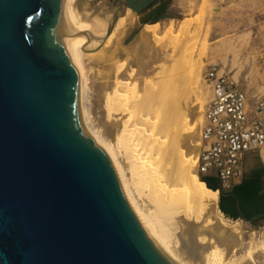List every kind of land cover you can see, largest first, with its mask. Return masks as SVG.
Segmentation results:
<instances>
[{
  "label": "water",
  "instance_id": "obj_1",
  "mask_svg": "<svg viewBox=\"0 0 264 264\" xmlns=\"http://www.w3.org/2000/svg\"><path fill=\"white\" fill-rule=\"evenodd\" d=\"M65 2L0 0V264H177L84 127ZM154 2L104 0L113 15L103 43L128 9L141 15ZM177 18L166 13L158 21ZM229 99L215 106L223 111ZM228 107L224 134L242 117L236 99ZM235 129L222 136L230 153L251 149L247 134ZM258 218L264 213L244 221Z\"/></svg>",
  "mask_w": 264,
  "mask_h": 264
},
{
  "label": "bare ground",
  "instance_id": "obj_2",
  "mask_svg": "<svg viewBox=\"0 0 264 264\" xmlns=\"http://www.w3.org/2000/svg\"><path fill=\"white\" fill-rule=\"evenodd\" d=\"M190 2L198 6L199 0ZM210 5L200 9L201 22H172L163 36L159 25L147 24L126 44L137 30L136 12L128 9L103 43L113 15L104 1L93 5L91 0H66L72 32L67 47L79 74L82 120L112 160L136 214L177 264H264V239L252 237L241 252V225H228L218 214L220 192L212 194L206 183L198 182L201 171L222 174L226 186L239 181L245 151L230 153L231 141H222L239 129L232 123L224 134L220 122L229 113L223 105V111L215 106L224 98L226 84L219 86L224 67L212 64L214 77L204 73L217 84L214 99L205 107L208 119L196 121L191 104L193 83L200 84L203 65H197L195 52L203 41L202 62L207 37L200 38ZM205 138L210 142L202 152Z\"/></svg>",
  "mask_w": 264,
  "mask_h": 264
},
{
  "label": "rangeland",
  "instance_id": "obj_3",
  "mask_svg": "<svg viewBox=\"0 0 264 264\" xmlns=\"http://www.w3.org/2000/svg\"><path fill=\"white\" fill-rule=\"evenodd\" d=\"M103 1L104 0H102L101 3ZM209 2H211L208 9L209 15L205 19V24L203 26L204 32L200 38L201 41L207 37L203 49L206 58L204 57L202 62L201 59L199 61L200 51L203 48L201 43H203V41H201L198 44L199 47L197 46L196 48L197 53L195 52V58L193 56L196 61L198 60L196 62L197 65L203 64L201 65L202 74L200 84L197 82L193 83V87H196L197 89L195 90L192 88V91L196 93L195 96L191 94L192 108L194 109L196 107V110L194 109L196 111V121H199L202 116H205V118L208 119L206 117L205 107L214 99V89L217 85L214 82V78H212L214 76L212 75L210 79L205 76V74L207 75L210 71L212 64H218L221 67L225 66L222 73L226 72L225 74L230 76L231 79H235L238 70L242 68L247 71V74L250 73V79L248 81H251L252 84L262 82V85L264 86V0H199L198 6L194 5L190 0H173L168 13L178 15L177 19H166L152 22L147 19L144 23L143 16L139 15L137 28H134V30H138L146 27L147 24L150 25L147 28L159 25L161 28V35L163 36L172 22L182 23L185 20H191L193 23L201 22L200 9ZM190 10L192 11L190 12ZM208 29L209 32L206 36V31ZM193 47L195 48L196 45L193 44ZM235 58H238V68L236 67L237 64L234 62ZM203 62H206L205 65ZM186 67L189 69L190 63ZM249 126V123H247V125L243 127ZM206 139L207 138L204 139L203 146L201 147L202 152L205 150L204 145L206 142H210L209 139ZM262 148L264 149V146H258L246 150L243 152V157L244 155H247L248 157H258L260 161L264 162ZM215 174L218 173L208 171H204L203 173V171H201L198 181L202 182L207 176ZM235 181L239 182L237 179H235ZM218 214L222 216L228 225L230 224L231 226H234L236 223L241 225L243 229L241 234V252L248 249L249 245L252 243V237H255L256 241L264 239V223L258 228L241 220L238 222L232 221L222 213L220 209V199Z\"/></svg>",
  "mask_w": 264,
  "mask_h": 264
},
{
  "label": "flooded vegetation",
  "instance_id": "obj_4",
  "mask_svg": "<svg viewBox=\"0 0 264 264\" xmlns=\"http://www.w3.org/2000/svg\"><path fill=\"white\" fill-rule=\"evenodd\" d=\"M101 1L102 0H91V2L95 4H101ZM172 1L173 0H155V2L141 14L144 23L147 19L151 22L158 21L163 15L168 13ZM242 161L243 175L239 182L233 181L231 185L226 186L225 181L218 172V174L210 175L205 178L210 185L216 186L222 191L220 197L222 208L220 209L226 217L236 222L240 220L244 221L245 218L252 219L264 213V162L260 161L258 157H248L247 155H244ZM260 175H262L261 197L251 200L243 196L238 186L242 184L245 178L256 179ZM206 187L208 188V185ZM263 223L264 218H258L252 225L259 228Z\"/></svg>",
  "mask_w": 264,
  "mask_h": 264
},
{
  "label": "crops",
  "instance_id": "obj_5",
  "mask_svg": "<svg viewBox=\"0 0 264 264\" xmlns=\"http://www.w3.org/2000/svg\"><path fill=\"white\" fill-rule=\"evenodd\" d=\"M237 61H238V58H235L234 62H235V64H237L236 67L238 68L239 64L237 63ZM211 69L209 71L210 75H215L217 73V71H215V70L211 71ZM224 69H225V66H224ZM224 69L222 71H224ZM225 73L226 72L222 73V75H221V77H222L221 82H220L221 85H219V86H220V88H222L226 84V87L222 88V95H223V97L229 96L230 99L228 100V102L223 103V106L228 111V108H229L228 104L230 103V101H233V100L236 99L238 102L242 103L244 105L243 108H242L243 117H245V124L243 126H245L247 123H249V125H251L256 119V111L258 109V106L260 105V103L262 101H264V92H263L264 86L262 85V82H258L257 84H252L251 81H248L250 79V73L247 74V71L243 70L242 68L239 69L238 72H237V76H236L237 79L236 78L235 79H231L230 76H227ZM241 76L244 79L241 78ZM223 77H225V78H223ZM245 79H247V82H246ZM235 93H237V94L234 97H232V95L235 94ZM257 94H258V96H256ZM256 102H257V104H256ZM234 106H235V104H234ZM229 116L230 115L228 114L227 117H229ZM227 117H225V119ZM243 126H242V129H240L241 131H245L247 129H249L247 131H250V127L247 128V127H243Z\"/></svg>",
  "mask_w": 264,
  "mask_h": 264
},
{
  "label": "built area",
  "instance_id": "obj_6",
  "mask_svg": "<svg viewBox=\"0 0 264 264\" xmlns=\"http://www.w3.org/2000/svg\"><path fill=\"white\" fill-rule=\"evenodd\" d=\"M237 103H240V102L237 101ZM241 111H242V109H241ZM239 123H240V125H239L238 132L240 133V136H242L244 133H246L248 141L253 144V148H256L258 146H264V101H262L260 103V105L258 106V109L256 111V119L249 126L250 131H247V130L241 131L240 130L242 128V126L245 124V117H241L239 120Z\"/></svg>",
  "mask_w": 264,
  "mask_h": 264
},
{
  "label": "trees",
  "instance_id": "obj_7",
  "mask_svg": "<svg viewBox=\"0 0 264 264\" xmlns=\"http://www.w3.org/2000/svg\"><path fill=\"white\" fill-rule=\"evenodd\" d=\"M262 175L258 176L256 179L253 178H245L241 185L238 188L241 190L243 196L248 199L254 200L261 197V190H262ZM204 181L199 182L200 185L205 186L204 183L206 182L208 185V191L212 194H215V190L218 187L210 185L205 179ZM220 208H222L221 201H220ZM223 210V209H222ZM251 217V216H250Z\"/></svg>",
  "mask_w": 264,
  "mask_h": 264
}]
</instances>
